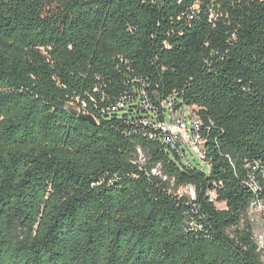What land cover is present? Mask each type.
Instances as JSON below:
<instances>
[{"label": "trees", "instance_id": "obj_1", "mask_svg": "<svg viewBox=\"0 0 264 264\" xmlns=\"http://www.w3.org/2000/svg\"><path fill=\"white\" fill-rule=\"evenodd\" d=\"M262 200L264 0H0V264H264Z\"/></svg>", "mask_w": 264, "mask_h": 264}, {"label": "built area", "instance_id": "obj_2", "mask_svg": "<svg viewBox=\"0 0 264 264\" xmlns=\"http://www.w3.org/2000/svg\"><path fill=\"white\" fill-rule=\"evenodd\" d=\"M168 110V119L160 121L162 141L175 149H188L201 160L205 158L204 139L198 131L200 120L196 116H188L184 108L174 104V98L168 97L164 103ZM260 207L264 211V200L252 202L250 209Z\"/></svg>", "mask_w": 264, "mask_h": 264}, {"label": "rangeland", "instance_id": "obj_3", "mask_svg": "<svg viewBox=\"0 0 264 264\" xmlns=\"http://www.w3.org/2000/svg\"><path fill=\"white\" fill-rule=\"evenodd\" d=\"M186 154L189 162L198 168L203 169L208 172L209 165L204 161L196 157L190 150L186 149ZM143 161V158H140ZM153 172L158 173L159 171L153 170ZM178 193L187 194L190 196L194 195V189L191 186H182L178 189ZM217 207L223 208L224 205L222 203H217ZM263 211H260V207L256 209H250L246 215L245 219H247L252 225L253 238L256 241L258 248L261 253V260L264 263V215Z\"/></svg>", "mask_w": 264, "mask_h": 264}, {"label": "water", "instance_id": "obj_4", "mask_svg": "<svg viewBox=\"0 0 264 264\" xmlns=\"http://www.w3.org/2000/svg\"><path fill=\"white\" fill-rule=\"evenodd\" d=\"M64 108H65V110H66L67 112L71 113L72 115H76V114H77V110L74 109V108H72V107H70V106H68V105H66ZM79 117H80V118H83V119H85V120H88V121H90L91 123H95L94 118H93L91 115L80 114Z\"/></svg>", "mask_w": 264, "mask_h": 264}]
</instances>
